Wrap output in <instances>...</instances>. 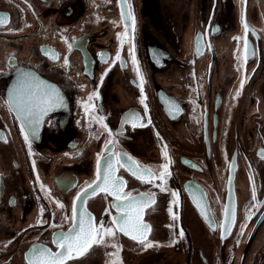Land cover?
<instances>
[{
    "label": "flooded vegetation",
    "instance_id": "obj_1",
    "mask_svg": "<svg viewBox=\"0 0 264 264\" xmlns=\"http://www.w3.org/2000/svg\"><path fill=\"white\" fill-rule=\"evenodd\" d=\"M128 4L122 17L120 0H0V17L6 18L0 26V264H27L37 245L58 251L53 240L71 227L74 201L97 224L110 226L119 214L103 193L75 200L95 179L97 155H107L110 137L93 115L111 130L112 151L157 174L167 148V191L155 186L159 179L142 183L123 168L117 173L125 191L155 194L143 220L151 227L148 241L158 248L145 249L118 232L108 246H93L66 264H95L91 255L109 264L115 259L109 253L116 251L111 243L120 246L123 264H155L162 250V259L181 255L186 264H264V0ZM242 15L250 29L246 62ZM53 53L59 58H50ZM18 70L62 97L35 135L22 131L7 103ZM93 91L99 98L89 115L84 104ZM131 113L146 126L124 123ZM233 207L235 224L222 239L220 224ZM94 248L98 254L90 253Z\"/></svg>",
    "mask_w": 264,
    "mask_h": 264
},
{
    "label": "snow or ice",
    "instance_id": "obj_2",
    "mask_svg": "<svg viewBox=\"0 0 264 264\" xmlns=\"http://www.w3.org/2000/svg\"><path fill=\"white\" fill-rule=\"evenodd\" d=\"M120 4L122 6L123 17V7L127 5V7L130 9L131 6L128 4V0H120ZM127 16L133 21L134 25V16L130 10L127 12ZM241 19L245 33V36L243 37V60L246 62L249 55L247 35L250 29L243 15ZM5 21L6 18L0 17V26H3ZM125 34H127V28L125 30ZM118 39H121V34H118ZM201 39L202 37L198 36V52L200 51ZM234 39L239 42L242 38L234 37ZM122 44L123 40H121V45ZM69 47H71V45ZM130 52H133L132 63L134 65V70L136 71L140 80L141 93H143V75L137 66L133 49L130 48ZM50 58L58 59L59 56L58 54L53 53ZM239 58L240 57H238V59ZM115 59H121L119 51L117 52ZM64 65L69 66V60L67 57L64 59ZM18 72V84L9 94L7 103L9 109L14 111L17 118L20 119L22 131L27 130L28 132H31L33 135H35L37 129L43 121V117L47 115L50 110L59 106L63 102L62 97L55 89L41 88L31 73H26L22 70H18ZM244 82V79H242L241 88H243ZM237 95H239V92ZM94 98H99V94L96 91H93L88 96V102L84 104L86 114H94L95 106L91 103ZM141 103H143V99L141 100ZM90 109L91 112L89 111ZM93 119L99 123L101 127L105 129V131L108 132L110 137L104 146L107 155H97L95 179L90 183H86V186L81 192L77 194L75 200L85 201V199L89 196L94 197L103 193L106 196H110L114 199L115 202L111 205V207H114L119 214L112 218L110 226H106L103 222L97 224L95 218L92 217L86 209L81 207L78 211L77 205L74 201L72 206V214L70 217L72 221L71 227L67 232H60L56 234L53 240V243L59 250L53 252L51 249L43 245L33 246L30 253L26 256L27 264H66L68 260L77 259L85 255L89 250L92 249L93 246H108L110 241L115 240L118 232L123 233L130 239L140 243L145 249L158 246L148 241L147 237L151 231V227L143 220L145 209L153 206L156 202L155 194L148 192L133 195L132 192L125 191L126 181L122 177L118 176L117 173L121 168H123L142 183L154 184L155 181L159 179L161 183L156 184L155 186L159 187L161 191H167L166 180L171 175L169 171L171 160L168 156L166 146L162 153L166 162L160 166V170L157 174L151 167L140 165L139 162L135 161L132 157L127 156L126 153L122 154L112 151L109 148V145L114 144V141L111 139L112 132L104 123V118L93 115ZM124 123H131L133 128L137 126H146L140 122V117L135 113L129 114V116L124 120ZM24 138L27 142L28 135L25 134ZM262 158H264V152H262ZM172 196L174 198L173 203H178V194L173 192ZM252 198L254 201L256 200L254 188ZM56 204L60 208L64 207L58 201ZM196 205L199 209H201V214L205 216L209 226L213 227V230H215L214 222L209 218L206 210L202 207L199 201L196 202ZM255 206L256 205H254V207ZM169 212L172 213L171 208H169ZM250 217L251 213L249 214V218ZM65 219L69 218L65 217ZM172 219L176 220L178 219V216L175 213H172ZM234 224L235 209L233 207L230 213V219L228 210H225V220L220 224V227L224 230V233L221 236L222 239L226 238L227 234H230L231 227L234 226ZM183 236L184 232L181 230L179 232V237L183 238ZM173 243H175V241H173ZM110 246L115 248L116 251L109 253L110 256L115 257V259L111 260L109 264H123V261L119 257V252L121 251L120 246L116 243H111Z\"/></svg>",
    "mask_w": 264,
    "mask_h": 264
},
{
    "label": "rangeland",
    "instance_id": "obj_3",
    "mask_svg": "<svg viewBox=\"0 0 264 264\" xmlns=\"http://www.w3.org/2000/svg\"><path fill=\"white\" fill-rule=\"evenodd\" d=\"M158 247H155V250L157 249ZM162 250V249H161ZM92 252H95L96 254H98V248H94L90 253H92ZM89 253V254H90ZM88 254V255H89ZM87 255V256H88ZM163 255V250L161 251V256ZM165 255H167V254H165ZM171 255V261H168V260H165L164 258L162 259V257L161 256H158V257H155V264H186L185 263V258L183 257V256H181V255H172V254H170ZM86 256V257H87ZM85 257V258H86ZM90 262H92V263H95V264H98V261H99V259H98V257L97 256H95V255H91L90 257H89V259H88ZM82 261H79V262H75L74 264H83V263H81ZM69 264H72V262L71 263H69Z\"/></svg>",
    "mask_w": 264,
    "mask_h": 264
}]
</instances>
